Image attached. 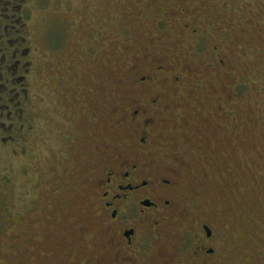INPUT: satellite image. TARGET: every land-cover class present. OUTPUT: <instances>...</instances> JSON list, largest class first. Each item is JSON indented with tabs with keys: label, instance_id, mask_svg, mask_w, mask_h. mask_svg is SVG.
Returning <instances> with one entry per match:
<instances>
[{
	"label": "flooded vegetation",
	"instance_id": "flooded-vegetation-1",
	"mask_svg": "<svg viewBox=\"0 0 264 264\" xmlns=\"http://www.w3.org/2000/svg\"><path fill=\"white\" fill-rule=\"evenodd\" d=\"M32 1L0 0V146L22 157L45 112L42 143L56 161L49 174L33 169L30 187L45 184L39 197L28 190V200L2 207L0 264H228V223L199 191L189 156L192 134L206 142L197 152L210 141L204 127L211 121L195 92L200 69L176 67L168 43L133 55L124 46L122 76L110 81L114 93L96 105V89L87 88L93 105L86 107L78 71L66 63L56 75L52 53L63 45L53 47L51 32L44 50L36 45ZM182 29L198 44L210 40L201 23ZM158 39L174 41L165 33ZM219 46L205 51L202 72L231 69ZM41 62L48 87L55 77L72 89L35 96L31 79ZM57 95L65 110H55ZM45 100L46 109L38 108Z\"/></svg>",
	"mask_w": 264,
	"mask_h": 264
},
{
	"label": "rangeland",
	"instance_id": "rangeland-1",
	"mask_svg": "<svg viewBox=\"0 0 264 264\" xmlns=\"http://www.w3.org/2000/svg\"><path fill=\"white\" fill-rule=\"evenodd\" d=\"M180 9L187 10L186 15ZM31 11V29L41 35L36 45L44 50L50 32L53 47L63 45L60 53H52L60 66L56 75H63L66 63L78 71L86 107L93 105L87 88L96 89V105L114 93L110 81L122 76L124 46H130L126 52L133 55L168 43L176 67L186 63L200 69V88L195 92L202 94L211 124L204 127L210 141L203 152L197 147L206 142L191 136L194 181L228 223V264H264V0H33ZM183 23L191 27L201 23V33L211 34L209 42H194ZM161 33L174 41L159 40ZM215 44L228 52L222 58L231 69L202 72L207 66L205 51ZM40 65L42 71L31 79L35 96L72 89L70 82L60 85L55 77L48 87L45 63ZM64 76L68 78V73ZM185 90H194V85L185 83ZM224 93L229 96L224 98ZM54 99L55 110L66 109L61 97ZM188 100L190 109L193 98ZM39 105L45 110L46 100ZM47 123L44 112L37 125L40 133L24 145L22 157L14 156L12 147L0 146V213L5 203L28 200V190L41 195L45 184L31 188L30 181L34 170L41 167L49 174L56 161L42 143ZM41 197L47 199V193Z\"/></svg>",
	"mask_w": 264,
	"mask_h": 264
}]
</instances>
